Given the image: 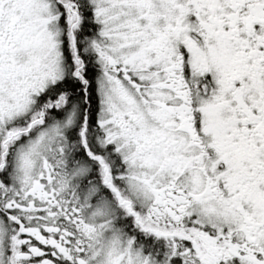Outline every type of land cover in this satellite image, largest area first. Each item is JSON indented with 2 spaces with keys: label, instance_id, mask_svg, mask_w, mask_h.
<instances>
[{
  "label": "snow or ice",
  "instance_id": "obj_1",
  "mask_svg": "<svg viewBox=\"0 0 264 264\" xmlns=\"http://www.w3.org/2000/svg\"><path fill=\"white\" fill-rule=\"evenodd\" d=\"M0 264H264V0H0Z\"/></svg>",
  "mask_w": 264,
  "mask_h": 264
}]
</instances>
